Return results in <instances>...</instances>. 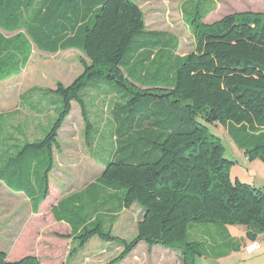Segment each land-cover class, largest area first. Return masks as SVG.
<instances>
[{"label":"trees","instance_id":"16d2710c","mask_svg":"<svg viewBox=\"0 0 264 264\" xmlns=\"http://www.w3.org/2000/svg\"><path fill=\"white\" fill-rule=\"evenodd\" d=\"M33 1L0 0V80L25 68L33 45L49 53L79 50L82 72L46 90L60 99L55 118L42 137L18 147L0 175L27 195L36 188L39 204L48 194L53 149L72 101L87 121L82 90L110 87L117 98L109 111L114 151L98 183L121 191L123 207L142 211L132 238L81 220L79 230L72 228L70 250L95 236L121 247L107 263L117 264L143 241L149 249L178 250L182 264H194L203 254L195 224L246 226L250 242L264 235V189L231 179L234 162L207 126H222L248 160L264 163V13L233 12L205 23L204 11L195 8L188 18L193 48L178 56L177 39L147 30L135 0ZM57 213L56 219L67 218ZM238 248L233 244L231 251ZM7 257L0 250V264H41L35 255Z\"/></svg>","mask_w":264,"mask_h":264},{"label":"rangeland","instance_id":"374dc122","mask_svg":"<svg viewBox=\"0 0 264 264\" xmlns=\"http://www.w3.org/2000/svg\"><path fill=\"white\" fill-rule=\"evenodd\" d=\"M170 1L172 0H169V2ZM36 4H39V0L33 1L32 5L36 6ZM185 6L188 8V10L185 11L186 18L189 15L191 16L194 11L198 9L199 11L201 10L199 6L193 11L190 7V0ZM143 10L145 12V22L149 27L155 26L157 28L170 30L176 34V38L179 42V47L175 52L176 55H185L191 51L193 47L192 34L182 20V12L179 6L175 7V5L170 6L169 4L168 7L166 3H163V5L147 4L143 6ZM218 15L211 14V16L207 17V20L212 22ZM5 34L8 35V32H5ZM77 54L76 52L48 54L40 52L35 45L32 46L31 56L25 68L19 74L0 81V133L5 134L6 132L13 131L12 126H14L18 120L25 119L27 122L31 121L29 117V115L32 114L31 110L25 106L22 99L19 102L18 97L22 91L32 87L47 90L49 87L55 86V84L58 83L68 85L66 83L82 72V65L79 59L81 56ZM34 98H36V95ZM16 111H18L17 116L15 115ZM76 118L78 117L74 116L71 118L72 120L69 121L68 126H71L70 128H63L61 133L62 136H66L68 133H79L77 135L78 138L82 134L80 133L81 124L78 123L79 119ZM207 126L212 134L221 139L224 145V157L234 162L230 168L231 179L235 180L238 178L241 182L249 184H252V180L255 179L256 183L260 185L257 186L256 184V186L264 189L263 161L259 157L252 160L244 158L242 150L236 146L229 137L226 129L222 126L210 124ZM69 154L68 166L66 165L64 156L60 154L57 155L56 162L58 170H55L53 175L55 181H58L60 178L66 179L67 177L68 179H75V177L80 176L71 166L76 155L71 152H69ZM91 175V172L86 174L87 177ZM123 223L126 226L125 229L128 230H126L127 232L123 236L125 238H132L136 233V230L131 232L134 222L128 219ZM245 227L246 226L242 225H228L224 228H220L215 224H195V229H192L195 232H192V234L195 239L202 241L203 254L195 257L194 264H237L234 260H231L230 257L226 256L230 253L233 244L239 246L240 240L246 239V235L244 234ZM207 229H210L208 235L213 234V237L220 239L215 246L209 248H207L206 245V236L195 237L197 235L194 234ZM215 229H217L218 234L214 233V231H216ZM189 230L190 229H188V231ZM66 231V228L62 224L57 223V221L47 213L33 215L29 207L25 203L21 205V199L10 195L5 185L0 182V244L9 239L5 247L4 245H0V250L4 251V248L9 249L14 241L11 238L15 237L17 240L16 247L19 248L20 252L19 255L35 254L41 259V264H107L118 254L119 250L114 249L115 245H117L116 243L105 242L99 238H95L86 245L84 250L68 260V257L71 256L74 251L72 252L70 250L72 245L69 246L70 240ZM228 231L232 237L229 238L230 240H228V235H226ZM218 235L220 237H218ZM3 236H5L4 241ZM8 236L12 237L9 238ZM137 246L138 247L134 250V254L126 257L117 264H182L180 261V252L178 250L165 248L160 245H154L149 249L147 244L143 241ZM103 249L104 251L96 254V252ZM224 253L227 254L225 255ZM255 254V256L259 255V257L263 259V263L262 260L259 261L261 264H264V249ZM80 258H82L81 261ZM241 263L245 264L244 262Z\"/></svg>","mask_w":264,"mask_h":264},{"label":"crops","instance_id":"0c3cea01","mask_svg":"<svg viewBox=\"0 0 264 264\" xmlns=\"http://www.w3.org/2000/svg\"><path fill=\"white\" fill-rule=\"evenodd\" d=\"M135 1L143 11L144 15L145 12L143 10V6L147 4L163 5V3H166L168 7L169 4L170 6H179L182 12V20L190 30L188 25V18L190 15L187 18L185 17V11L188 10L185 4L188 3L189 0H172L170 2L169 0ZM190 4L192 10L197 8L198 6L201 7V10L205 13V16L202 19V21L205 23H212L216 20H219L224 15L233 12L251 11L264 13V0H190ZM211 14L219 15L216 16L217 18H215V20L211 22L207 20V17L211 16ZM145 26L147 30L168 32L176 38V34L170 30L157 28L155 26L149 27L146 22ZM177 43L178 49L179 42ZM38 50L40 52L48 54L76 52L78 53L77 55L82 56V53L75 48L60 50L55 53H49L40 49ZM74 78H72V80H70L66 84L71 83ZM56 85L57 84H55V86ZM55 86L49 87V89H54ZM35 95L36 98H34ZM18 98L19 102L22 99L25 106L31 110L32 114L29 115L31 121L27 122L25 119L18 120L16 124L12 126L13 131L6 132L5 134L0 133V168L3 170L5 168V163L8 161V158L16 154V152L18 151V147H20L25 142H31L44 135V133L49 129L53 119L55 118L60 108V99L55 93L48 92L45 89H41L38 87H32L25 91H22ZM80 98L83 102V109L85 111L87 121H84L81 105L77 101H72L70 113L66 117L60 130L58 131L59 147L58 149H53V167L49 173L48 194L39 204H37L36 201V196L38 195L36 188L32 186L31 193L27 195L23 191V189L9 185L6 182V179L0 175V182L5 185V188L8 189L9 194L20 198L21 205H24L25 203L29 207L33 215L47 213L54 220H56L57 223L62 224L66 228V234L69 235L70 240L69 246H71L70 235H72V228H74V231L79 230L81 228V226L79 227V223L82 224V221H86V223L88 224L100 222L105 227L111 226L114 234L125 238L123 235H125L128 230L125 229L126 226L123 222L125 220L127 221L128 219L134 222V225H132L131 228L132 232L136 230V224L142 215V211L137 205H132L129 208L122 206L120 199L121 191L104 188L101 184L98 183V179L103 173L105 164L108 160L111 159L114 151L115 125L109 117V111L117 99L115 97L114 91L110 87H86L82 90ZM17 114L18 111H16L15 115L17 116ZM74 116L78 117L76 119H79L78 123L81 124L80 133L82 134L78 138L77 135L79 133H68L66 136H62L61 133L63 131V128L71 127L68 126V123ZM69 152L75 153L76 155L75 160L71 163V166L73 169H75L76 173L80 174V176L75 177V179H68L67 177L66 179L57 178L58 181H55L53 175L54 171L58 170L56 162L57 155H63L66 165L68 166V158H70ZM242 154L244 158H247L244 155L243 150ZM88 172L92 173V175L89 177L86 176ZM9 179L11 181H15L14 177H9ZM251 183L252 185L256 186L257 184V186H260L258 185L259 183H256L255 179H253ZM74 197L75 199H73ZM53 210H55L56 213L59 212L57 213L59 215L62 212V214L67 216V218L72 217L74 223L77 220L79 222L75 224L73 223L72 226L67 221V218L58 220L56 219V213L54 214ZM192 229H195V226H192ZM215 230L216 231H214V233L218 234L217 229ZM207 231L210 232V229H207ZM245 232L246 228L244 229V234ZM194 234H196L197 237L204 236L203 231H199ZM226 235H229V237L232 238L229 231ZM8 237L11 238L12 236ZM218 237L220 236L218 235ZM95 238L98 237L94 236L90 238L82 248L74 251L72 255L68 257V260H70L72 256H76L77 253L84 250L86 248V245ZM11 239H13L14 241L9 248L10 250L8 248H4V251H6L8 254V260L15 261L25 255H19V248L16 247L17 240L15 237H12ZM4 240L5 236H3V241ZM8 240L6 242H2V244L0 245H4L5 247L6 243L9 242ZM208 240V243H206L208 248L215 246L220 241V239L213 237V234H211V239L209 238ZM256 240L260 243V247L258 249H255L251 253H247L244 250V247L251 243L250 240L246 237V239L240 240L239 248L237 250L230 251V253H228V256L226 257H230L231 260H234L237 264H242L241 262H244L245 264H261V260L263 263V259H261L259 255L255 256V253L264 249V235L259 234ZM137 247L138 246H136V248ZM136 248H134V250ZM114 249L119 250L118 253L121 250L118 244L115 245ZM134 250L127 257L134 254ZM101 251H104V249L96 252V254H99ZM27 255L35 254L30 253ZM81 260L82 258H80V261Z\"/></svg>","mask_w":264,"mask_h":264},{"label":"built area","instance_id":"2783aa9c","mask_svg":"<svg viewBox=\"0 0 264 264\" xmlns=\"http://www.w3.org/2000/svg\"><path fill=\"white\" fill-rule=\"evenodd\" d=\"M259 247H260V243L258 241H253V242L249 243L248 245H246L244 250L247 253H251L255 249H258Z\"/></svg>","mask_w":264,"mask_h":264}]
</instances>
